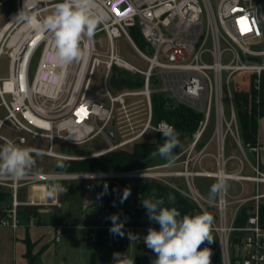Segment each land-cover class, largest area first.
<instances>
[{"label": "built area", "instance_id": "1", "mask_svg": "<svg viewBox=\"0 0 264 264\" xmlns=\"http://www.w3.org/2000/svg\"><path fill=\"white\" fill-rule=\"evenodd\" d=\"M7 1L0 0V4ZM15 1L16 9L10 12L0 32V59L3 54L10 59L8 78L0 77L2 105L8 111L0 120V146L7 140L16 144L28 142L24 134L10 139L1 133V128L9 122L15 131L26 132L33 138H46L48 149L29 147L44 155L61 160H83L107 154L142 140L161 121L174 126L166 119L154 122L153 97L157 93L163 94L167 105L185 104L201 112L203 119L191 142L174 155L171 163L165 161L112 171H30L22 178L0 177V189H10L13 199L0 211V226L17 230L22 204L62 206L59 199L21 201L18 190L24 185L46 188L47 183L79 179L87 182L86 189H93L91 181L95 179L101 180L103 185L128 179H154L177 188L195 203V209L187 214L207 211L213 216L211 234L217 237L222 264H264V223L260 212L264 201V191L260 188L264 183V169L259 148L251 143L243 145L237 136L239 122L230 83L236 75H251L255 90L261 91L264 83V0H218L216 7L214 0H99L100 7L107 12V20L92 38H84L82 59L67 68L53 62L50 34L13 22L25 3V0ZM58 2L60 0H40L34 11L46 10ZM132 32L140 33L145 49L136 44ZM101 33L106 35L107 44L98 36ZM121 35H126L148 61L146 70L116 53L113 41ZM40 46L42 54L30 80L32 58ZM226 54L230 55L229 59L225 58ZM102 65L106 68L105 85L102 92H96L91 82ZM115 67L140 75L141 87L115 88L118 91L113 93L108 79ZM152 82L156 83L155 88ZM227 90L229 115L225 104ZM136 96L141 98L127 100ZM139 107L143 112L134 114ZM212 119L213 134L204 141ZM113 127L112 137L110 129ZM227 134L234 136L242 155L226 154ZM117 136L119 141H115ZM56 139L69 145L68 149L91 147L93 151L89 154L78 150L76 154H69L67 150L56 152ZM101 139L104 142H99ZM101 145L104 147L96 149ZM246 148L255 153L252 161L248 159ZM233 160L239 164L230 168ZM217 174L242 184L252 182L255 192L244 195L243 186L241 194L232 196L227 188L210 204L209 193L198 188L196 180L215 179ZM178 178L186 184L187 190L176 183ZM249 203H252V213L243 225H238L242 209ZM34 224L35 217H32L31 225ZM75 225L67 218L56 223L53 226L56 241L61 239L63 228ZM123 225L126 237L129 233L136 234L135 225ZM236 232L239 234L234 239ZM90 236L94 241L95 232ZM116 253L125 254L126 251Z\"/></svg>", "mask_w": 264, "mask_h": 264}, {"label": "rangeland", "instance_id": "2", "mask_svg": "<svg viewBox=\"0 0 264 264\" xmlns=\"http://www.w3.org/2000/svg\"><path fill=\"white\" fill-rule=\"evenodd\" d=\"M215 1V7L217 6L218 0ZM16 8L15 4L13 2L8 3L3 6L2 10L5 9H12ZM47 12H51L54 10V6L51 8L46 9ZM46 14L45 12L41 13V16ZM205 18V15L203 16ZM205 20V19H204ZM5 22V19L2 21V23ZM21 25V24H20ZM19 25V26H20ZM100 26L98 27V29ZM97 29V30H98ZM134 35V34H133ZM99 37H102V40L104 41L105 44L108 43V40L106 38V35L104 33H101L98 35ZM136 44L142 48L145 49V44L143 39H140L139 37H134ZM114 48L116 53L129 62L130 64L142 69L146 70L149 66V63L147 60H145L141 54L137 51V49L132 45V43L129 41L126 35H121L118 37L114 38ZM224 43V42H223ZM42 54V46H40L36 52L33 55L32 58V63L30 65L29 69V78L30 80L33 79L36 68H37V63L40 60ZM230 55L226 54V59H229ZM9 64H10V59L8 55H3L0 61V75L2 78H7L9 76ZM119 73H122L124 75H129L132 78H141L140 75L128 72L126 70H122L120 68L115 67L111 76L108 79V85L110 89L112 90L113 93H117L118 89H115L114 87V78L119 75ZM105 74H106V68L105 66H100L95 73V75L92 78L91 82V88L92 90L96 92H102L104 88V79H105ZM247 74H241V75H236L232 77L231 79V91H232V96L235 102L236 106V111L238 110V113L242 107V105L239 102V97H238V87H237V81L238 77L245 78ZM141 85L138 87L140 88ZM152 87H156V83L152 82ZM264 89V83L261 87V91ZM154 96H163V94L157 93ZM9 98V96H7ZM141 98L140 96L136 97H128V101H133ZM1 102V100H0ZM153 103H156L154 101L153 97ZM225 104L227 107V114H230V106H229V92L228 90L226 91V98H225ZM138 110H134V114H140L143 112L142 107H139ZM8 114L7 109L5 106L0 105V120L4 118ZM252 116V115H251ZM249 116V117H251ZM253 117H256L258 119H263L260 118L258 110L253 114ZM203 119V118H202ZM202 121V120H201ZM253 127V126H252ZM252 127H249V131L254 134V137L257 138L258 134V124L256 127V131H252ZM255 127V126H254ZM253 127V128H254ZM213 129H214V121L212 119V123L208 127L206 133L204 134L203 140H208L212 134H213ZM196 132V131H195ZM194 132V133H195ZM1 133L4 136L9 137L10 139H15L19 135H26L28 138V142L26 144H19L17 142V145L21 147H33V148H41V149H48L49 148V141L44 138V137H36L33 138L31 135L27 134L26 132H18L12 129L10 126V123H6L2 128H1ZM193 133V134H194ZM244 133V128L242 125L239 123L238 129H237V136L240 138V135H243ZM192 135L187 136L184 141L182 142L181 148L184 149L192 140ZM158 132L152 131L150 129L142 138V141L148 142V143H155L157 142L158 139ZM120 137L117 136L115 141H119ZM99 142H104L102 139L99 140ZM95 144H90L89 146H94ZM133 144H129L126 147L127 148H132ZM69 145L66 143L62 142L59 139L55 140L54 144V151L56 152H64L68 150ZM84 147H77L78 152H81ZM125 148V147H124ZM214 148V147H212ZM246 150H248L246 148ZM226 154L231 155V154H237V155H242V151L239 147V145L235 142L234 136L232 134H227L226 136ZM36 164L34 168L31 170L32 172H55L56 171V165L58 163V160L55 157H51L48 155H40L36 156ZM162 157L157 155L156 157H152L151 160L153 163H158ZM239 164L238 161L233 160L230 162V168H235ZM248 166V165H247ZM198 178L196 180L197 187L200 188L199 183L202 182H209L210 178ZM215 180V179H214ZM176 183H179L180 186H182L185 190L188 189L186 184L182 182L181 179H176ZM68 182V181H66ZM73 182V192L69 196L68 200L65 201L63 213L68 212V218L71 219L76 223L75 226L73 227H65L62 230L63 233V238L61 242L56 243L54 241V232L53 230L49 228H44L45 229V234L43 235V242L45 244V250L37 256L38 251L37 250V245L35 242H32L31 240H28V248H27V253L26 255H31L33 257H36L35 264H50L53 262L54 258H56L59 262H65L66 264H86L91 262L92 258L94 255L97 257V264H113L112 256L115 253V251L120 248L123 245H126L127 247V256L129 258H132L134 260V264H136V258L137 257H143L150 261L151 263L156 259V254L150 250L146 244L144 243V237L147 235L148 229L150 227H154L157 230H159V225L158 224H150L151 221L149 220L148 214L144 215L141 219L136 221L133 218V221L135 222V226L137 227V232L135 236L137 239L131 240L129 238H126L125 236L121 237L119 235H114L112 234L108 229L105 234H102L100 239L98 240V243L96 247L93 250H88L87 249V242L92 241L91 238L89 237L90 229L89 228H94L95 225L97 224L96 221H99V225H103V216H104V204L101 202L99 205H95L93 207L90 206V203L94 197L95 194H100L102 196L103 193V183L99 179L92 180L91 183L93 184L94 188L91 190H87L85 188L86 181L83 180H72ZM144 179H133L130 188V197L131 201L129 204V208L131 210H134V187L135 186H143L145 184ZM39 186V185H38ZM245 187L244 189V195H251L255 192V184L252 182L245 181L242 183L228 179L227 180V188L229 193L232 196H236L241 194L242 192V187ZM261 190L264 191V183L260 185ZM30 192V185H25L19 188L18 193H19V198L23 199L25 197H28ZM12 194L10 189H5L3 191V194L0 195V208L3 205H9L12 203ZM232 208V206H230ZM19 218L21 220L22 225H26L28 222V219L26 218V214H24L23 210H20ZM149 223V224H148ZM99 229L102 231H105L104 228H98L95 229L94 231L97 232ZM14 232L11 228H6V227H1L0 226V264H25V261L14 263V255L16 253L15 248H14ZM37 250V251H36Z\"/></svg>", "mask_w": 264, "mask_h": 264}, {"label": "clouds", "instance_id": "3", "mask_svg": "<svg viewBox=\"0 0 264 264\" xmlns=\"http://www.w3.org/2000/svg\"><path fill=\"white\" fill-rule=\"evenodd\" d=\"M40 0H25L24 7L14 18L13 22L29 26L32 30L50 34L53 43L52 60L61 68H67L74 62H79L84 54L82 42L84 38H92L99 26L107 20V12L99 4V0H60L54 10H39ZM41 12H45L41 16ZM154 132L162 134L163 143L150 155L174 161L173 150L179 146V134L174 126L161 121ZM42 153L33 148L21 147L11 140L0 146V177L13 176L22 178L27 175L36 164V156ZM58 168L66 165L58 160ZM227 189V179L217 174L215 183L210 187L208 201L214 203L222 191ZM68 192V189L59 183H51L45 188L48 199L56 200L59 195ZM130 193L125 190L121 199H127ZM155 197V193H153ZM174 202L172 196L168 203ZM147 210L149 220L159 225L148 229L143 238L146 246L156 254L152 264H212V249L202 245L214 242L212 232L213 216L207 211L197 214H184L175 206H165L164 198H147L142 200ZM114 235L124 236L123 222H119L118 215L110 217ZM129 239L137 237L129 233ZM114 264H134V260L126 253H114Z\"/></svg>", "mask_w": 264, "mask_h": 264}, {"label": "trees", "instance_id": "4", "mask_svg": "<svg viewBox=\"0 0 264 264\" xmlns=\"http://www.w3.org/2000/svg\"><path fill=\"white\" fill-rule=\"evenodd\" d=\"M134 37H139L142 39L140 33L132 32ZM237 87H238V97L239 102L242 105L241 111L245 108L251 107L252 113H247L245 119L248 120V125L246 129L249 132V136L253 139V144H256L254 134L249 131V127H252V131H256L257 127V118L253 117V114L258 110L260 118H264V89L260 92H257L253 86V76L246 75L245 78L238 77ZM142 85V78H132L129 75H124L119 73L117 77L114 78V87L115 88H138ZM154 122L159 121L160 119H166L174 125L177 133L179 134L180 144L173 150V155L179 153L182 148V142L184 139L192 135L199 127L200 122L203 118V114L194 110L193 108L185 105L179 104L174 108H169L166 103V98L164 96H154ZM252 115V116H251ZM251 116V117H249ZM158 139L155 143H148L142 140L135 142L132 145V148H120L114 151H111L107 154L94 157L91 159L83 160H61L66 167L58 168L56 165V171L58 172H86V171H112V170H126V169H135L142 168L148 165L154 164L151 160L152 156L150 153L156 151L158 147L163 143V137L161 133H158ZM253 137V138H252ZM168 161L164 158L160 162ZM201 178L200 180H202ZM145 184L141 187H134V210L129 208L131 201L130 194L127 199L121 202V199L124 195L125 190L131 192L130 184L131 179L123 180L120 183L109 182L103 186V193L101 200L104 204V216L103 224L106 226H112V221L110 219L113 215H118L119 222H123L128 225H136L135 222L141 219L144 215L148 214L147 210L142 205V200L147 198H164L165 206H175L181 213V216L187 214L190 211H193L196 207L195 203L190 200L186 195H184L177 188L159 182L154 179H146ZM215 183V180L210 178L209 182L199 183L200 189L209 193L211 185ZM62 185L68 189V192L62 194L63 197L68 198L73 192V182L70 181L66 183L62 182ZM155 193V197H153ZM3 194V191L0 189V195ZM172 196L174 198L173 204L168 203V197ZM261 218L264 223V201L261 204ZM252 213V203L247 204L241 213V217L238 219L237 224L243 225L246 218ZM133 218L136 221H133ZM99 224V221H97ZM149 224V223H148ZM150 224H155L151 221ZM239 233L234 234V239L237 238ZM214 242L211 244L202 245V247L207 246L212 249V264H222L221 255L218 249V241L215 235H212ZM30 264H35L36 257L27 254ZM86 264H97L96 255L93 256L91 262ZM136 264H152L150 261L143 257L136 258Z\"/></svg>", "mask_w": 264, "mask_h": 264}, {"label": "crops", "instance_id": "5", "mask_svg": "<svg viewBox=\"0 0 264 264\" xmlns=\"http://www.w3.org/2000/svg\"><path fill=\"white\" fill-rule=\"evenodd\" d=\"M11 2H13L15 4V7L17 6L15 0H9L7 2H4V3L0 4V32H1L2 28L6 25L10 12H12V11H14L16 9V8H12V9L2 10L4 5H6L8 3H11ZM4 19H5V22L2 23V21ZM3 55H5V54H3ZM2 56H1V58H2ZM0 61H1V59H0ZM0 77H1V75H0ZM0 100H1L0 105H2L1 96H0ZM251 110H252V108L248 107V108H245L242 111L240 110L239 113H238V110L236 111L237 112V116H238V122L244 128L243 135H240V140H241L243 145H247L248 143L253 144V139L250 138L249 132L246 129V126H249L248 125V120L245 119L247 113H249V112L252 113ZM257 124H258L259 130H258L257 138H255V140H256V144L255 145L259 148L260 162H261L262 168L264 169V121H263V119H258L257 120ZM247 149L248 150H246V153H247L248 159L250 161H252L254 159V154L255 153L251 149H249V148H247ZM247 171H250V167L249 166H247ZM62 182H64V181H57L55 183H59V184L62 185ZM69 182L70 181H68L66 183H69ZM51 183H53V182H51ZM51 183H47V185H49ZM29 185H30V192H29L28 197L20 199L19 198V193H18V198L21 201H28V200H31V199L43 200V201H46V200L50 201L51 200V199H48L46 197V195H45V187H44V185H39V186L38 185H32V184H29ZM87 190H91V189H87ZM68 198L63 197L62 194L58 196L57 199H59L62 202V206L61 207L55 206V205H28V204H22L19 207V214H20V210L22 209L24 214H26V218L28 219V221H27L28 223L26 225H22L21 224V220H20V225L17 228V230H13L11 228L13 230V232H14V237H15V239H14L15 240L14 241V248H15L16 253L14 255V260H13L14 263L25 261V264H30L29 258L26 255L27 248H28V240H31L32 242L36 243L37 248H38L37 250H39L41 248L38 251L37 256L40 255L45 250V244L43 242V235L45 234V229L44 228H46V227L51 229V230H53V232H54V241L56 243L61 242L63 236H61V239L59 241H56V239H55V231H54L53 226L56 223L61 222L63 219H66V218L69 219L68 218V214L69 213L68 212L63 213L65 201L68 200ZM9 205H3L0 208V211L3 210L4 208H7ZM32 217H35V224L34 225H31ZM99 227L100 228L101 227L104 228L105 231H102L101 229H99L97 232H95L94 230L98 229ZM111 227L112 226H106L104 224L103 225L96 224L94 228H89L90 229V233L91 232H95V235H96V238L93 241L94 242V248L96 247V245L98 243V240L100 239L101 235L105 234L106 232H108L107 230L110 229ZM8 228H10V227H8ZM90 233H89V237L91 238ZM62 235H63V233H62ZM124 236H125V233H124ZM126 238H129V237H126ZM118 250H125L126 254H127L126 245H123L120 248H118L115 251V253ZM112 260H113V256H112ZM50 264H66V263L65 262H59L56 258H54L53 262H51ZM113 264H114V262H113Z\"/></svg>", "mask_w": 264, "mask_h": 264}, {"label": "water", "instance_id": "6", "mask_svg": "<svg viewBox=\"0 0 264 264\" xmlns=\"http://www.w3.org/2000/svg\"><path fill=\"white\" fill-rule=\"evenodd\" d=\"M167 101H170V98L167 97ZM168 107L169 108H174L175 107V104L174 103H169L168 104ZM114 131H115V128L113 127L112 129H110V135L113 137L114 136ZM104 145H101V146H97L96 149H101L103 148ZM93 151V148L89 147V148H86V149H83L81 151L82 154H89ZM67 153L69 154H76L77 153V149L75 148H71L69 150L66 151ZM101 195L100 194H95L91 203H90V206L93 207L95 205H99L101 203ZM94 248V242L93 241H88L87 242V249L88 250H92ZM239 264V263H237Z\"/></svg>", "mask_w": 264, "mask_h": 264}]
</instances>
